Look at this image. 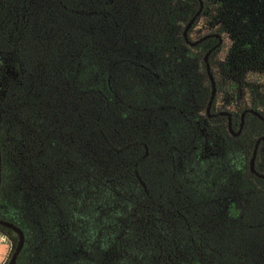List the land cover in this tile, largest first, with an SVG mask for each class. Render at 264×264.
Instances as JSON below:
<instances>
[{
    "label": "trees",
    "instance_id": "16d2710c",
    "mask_svg": "<svg viewBox=\"0 0 264 264\" xmlns=\"http://www.w3.org/2000/svg\"><path fill=\"white\" fill-rule=\"evenodd\" d=\"M199 1L0 0V218L24 233L15 264H264V178L249 168L264 0H201L187 37L219 36L190 45ZM220 39L208 116L204 56ZM221 111L233 131L246 111L238 135ZM254 167L264 175V140ZM0 237L10 260L18 234Z\"/></svg>",
    "mask_w": 264,
    "mask_h": 264
},
{
    "label": "water",
    "instance_id": "95a60500",
    "mask_svg": "<svg viewBox=\"0 0 264 264\" xmlns=\"http://www.w3.org/2000/svg\"><path fill=\"white\" fill-rule=\"evenodd\" d=\"M200 6L198 8V10L195 12V14L190 18V20L187 22L186 26L184 27V30H183V36L186 40L187 43H189L190 45H196L197 43H199L200 41L210 37V36H216L218 37L219 35L218 34H207V35H204L202 36L201 38H198L197 40H194V41H191L188 39L187 37V32H188V29L191 27L192 23L194 22L195 18L200 14L201 10H202V1L200 0ZM221 42V39L219 40V42L217 44H215L214 46H212L206 53H205V56H204V61H205V64H206V72H207V75H208V78H209V81L211 83V95H210V99L208 101V105H207V114L208 116H211L212 114H209V110H210V106L212 104V101H213V98H214V95H215V92H216V86H215V80H214V77L210 71V65H209V61H208V57L211 53V51L219 45V43ZM246 111H244L242 114H241V123H240V127L237 131H233L232 129V121H231V115L227 112H224V111H221L219 112V114L221 115H226L227 118H228V129H229V132L233 135V136H236L240 133V130L242 128V125H243V117H244V114H245ZM250 112L254 113L255 115H257L259 118L263 119V117L257 112V111H254V110H250ZM264 140V136H260L256 139L255 141V144H254V148H253V152H252V156L250 158V162H249V168H250V171L254 174H256L257 176L259 177H262L264 178V175L257 172L255 167H254V162H255V156H256V152H257V148H258V144L260 141ZM1 148H0V181H1ZM0 225L2 226H5V227H8L12 230H14L17 234H18V240H17V244L13 250V252L11 253L10 255V260H8L6 262V264H15L16 263V260H17V256L19 254V252L22 250L23 248V245H24V233L23 231L18 227L16 226L15 224H13L12 222L10 221H7V220H4V219H1L0 218Z\"/></svg>",
    "mask_w": 264,
    "mask_h": 264
},
{
    "label": "rangeland",
    "instance_id": "374dc122",
    "mask_svg": "<svg viewBox=\"0 0 264 264\" xmlns=\"http://www.w3.org/2000/svg\"><path fill=\"white\" fill-rule=\"evenodd\" d=\"M203 22L200 20L198 23H197V25H195V27H194V29H193V31H192V35H193V37H196V36H198V35H201V32H203L202 31V28H203ZM200 33V34H199ZM224 47H227V44H225V46ZM223 51H224V49H223ZM223 51H220V52H218L217 54H216V58L215 59H217V62H219L220 60H221V58H223V56H224V52ZM196 53V51H193V50H185L184 51V56L182 57V61H191L192 60V57H193V55ZM136 55H139V52L137 51V53H136ZM214 60V59H213ZM157 63H153L156 67H158V68H160L159 66H161V64L159 63L160 61H159V59L157 58ZM205 77H204V75L202 74H200L198 71H197V79H198V81L201 83V84H203V79H204ZM196 96L197 95H195V91H192L191 93H189V95H188V101L187 102H189V104L191 105V104H193L194 103V98H196ZM199 111H201L200 109H199ZM197 115L200 117V119H204V113H203V111L202 112H198L197 113ZM5 244H6V248H7V254H6V256H5V259L3 260V264H4V262L6 261V260H8L7 258H8V256H9V253H10V251H11V245H10V243H6V242H4Z\"/></svg>",
    "mask_w": 264,
    "mask_h": 264
},
{
    "label": "crops",
    "instance_id": "0c3cea01",
    "mask_svg": "<svg viewBox=\"0 0 264 264\" xmlns=\"http://www.w3.org/2000/svg\"><path fill=\"white\" fill-rule=\"evenodd\" d=\"M6 250V244L2 240H0V264H3V260L5 259V256L7 254Z\"/></svg>",
    "mask_w": 264,
    "mask_h": 264
},
{
    "label": "built area",
    "instance_id": "2783aa9c",
    "mask_svg": "<svg viewBox=\"0 0 264 264\" xmlns=\"http://www.w3.org/2000/svg\"><path fill=\"white\" fill-rule=\"evenodd\" d=\"M0 240H2L3 242H5V239H4V237H0Z\"/></svg>",
    "mask_w": 264,
    "mask_h": 264
}]
</instances>
